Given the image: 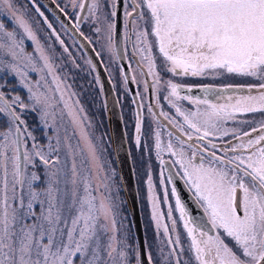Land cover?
<instances>
[{"label": "snow or ice", "instance_id": "1", "mask_svg": "<svg viewBox=\"0 0 264 264\" xmlns=\"http://www.w3.org/2000/svg\"><path fill=\"white\" fill-rule=\"evenodd\" d=\"M117 3L118 0H111L110 4L109 0H91V3L80 0L77 4V0H72L73 8L87 9L97 25L95 32L105 37L109 50L116 48ZM127 7L124 11L127 38L135 35L134 47L147 66L146 73L141 69L142 75L152 77L151 84L144 81L145 91L167 92L163 99L175 109V115L163 110L160 115L187 136L188 141L201 142L188 146L190 155L180 137L176 143L170 139L166 150L176 157L174 163L183 170L185 183L207 214L215 234L205 231L189 217L173 188L172 195L176 196V207L189 239L187 248L179 234L172 239L170 231L176 230V221L172 220L171 230L166 223L162 224V213L152 196L149 172L151 218L157 234L160 235L158 230L163 227L162 236L167 239H162L155 251L133 249L118 227V204L109 184H103L109 194H102L98 200L83 176V168L90 162L99 170L104 169L101 149L89 132L91 124L86 123L84 107L79 99H73L76 93L70 91L71 86L63 79L53 75L56 90L60 91L63 85L59 120L63 122L66 115L73 135L79 137L73 146L65 129L64 147L74 157L70 169L61 163L59 135L55 147L49 138L45 151L22 119L29 105L18 95L7 98L0 91V264H132L133 258L135 264H264V119L258 126L253 120L237 121L238 114L260 113L264 117V0H132L131 11ZM3 10L11 14L15 24L36 44L39 59L52 75L55 66L26 13L16 6L15 0H0V11ZM36 11L44 15L39 8ZM45 23L52 29L46 18ZM53 35L63 46L64 41L55 29ZM22 45L15 31H7L0 23V68L20 77L29 92V100L33 101L32 111L39 106L45 125L58 133L57 115L49 98L33 91L34 86L28 82L29 65L32 71L37 69L34 57L25 54ZM154 50L160 54L159 64ZM64 51L68 52L67 47ZM169 73L243 78L246 83L228 84L220 89L203 85L202 90L205 93L246 91L247 95H229L225 104L212 103L207 97L201 100L181 96L179 90L183 85L165 79L164 75ZM132 80L139 83L135 77ZM124 82L127 85V75ZM136 95L141 96L139 92ZM178 100H188L198 107L185 109ZM199 105H204L203 109ZM49 108L53 110L50 112ZM49 118L52 124L48 123ZM229 121L238 126L226 127ZM141 125L137 116L138 147ZM214 139L224 143L218 145ZM28 141H32L31 147ZM81 143L84 148H80ZM155 148L159 159L160 152L165 150L161 147L159 131L155 133ZM77 149L83 158L80 168L75 163ZM40 165L44 169L42 174L36 171ZM168 217L171 218V209Z\"/></svg>", "mask_w": 264, "mask_h": 264}, {"label": "rangeland", "instance_id": "2", "mask_svg": "<svg viewBox=\"0 0 264 264\" xmlns=\"http://www.w3.org/2000/svg\"><path fill=\"white\" fill-rule=\"evenodd\" d=\"M56 3H59L61 7L68 11L72 12L76 15L78 10V6L73 8L72 0H53ZM16 6L21 8L26 13V19L30 23L32 30L35 32L40 44L44 46L45 50L47 51L48 55L51 58L53 65L55 66V71L52 75H49L47 69L44 68L43 62L39 59L38 54L36 53V44L28 39L27 35L24 33L23 29L20 28L18 25L15 24L14 20L11 17V14L7 10L0 11V23L5 25V29L7 31H15L16 38L18 40L23 41V49L25 54H31L35 59V66L36 71L31 70V65L28 68V82H30L34 87L33 91H37L39 93H44L49 98V103L54 107L57 120L55 122L56 126L59 129L61 125H63V131L60 132V152L59 155L61 157V163L66 164L67 167L70 169L72 166V162L74 157L69 154L68 150L64 147L65 140L64 137L66 135L65 129H67V136L70 138L68 142H70L73 146L77 144L79 139L78 135H73V127L70 124L68 117L65 115L63 122L59 120V113L63 106L62 101L57 96L55 91V87L53 85V75L59 76L61 79L65 81L67 85H70V91L75 92L76 96L73 99H79L80 104L84 107L85 113L88 117V121L90 122L91 127L89 128V132L91 136L94 138L95 142L100 146L101 149V163L104 164V169L99 170L94 163H89L84 166L83 168V176L87 179L88 183L91 185V190L93 195L97 197L99 200L103 195H108V192H105L103 187L104 183L109 184L110 186V193L116 199L118 204V215H117V222L118 227H120L121 233L127 237V243L133 248L137 250L136 242L132 233L131 224L127 215V211L125 208L123 195L121 192V187L119 184V179L112 155L111 148L109 144L105 146L102 140V134L100 133L99 129L96 128L95 125H92L97 121L99 118L97 112V103L93 96L91 90L88 89V85L83 79V71L87 67L86 62L84 59L81 58L79 55L80 52L78 51V47L76 46V42L71 40L70 38H66L64 34H60L63 41L65 42L68 52H64V50L60 47V45L53 39L51 34L48 32L44 24L39 20L35 11L30 8L25 0H15ZM80 0H77V4H79ZM91 3V0H89ZM111 0H109V4ZM74 10V11H73ZM107 11V9H106ZM97 25H94L92 22V18L89 15L88 11L86 13L85 22L83 25V29L85 30V35L90 37L92 43L94 44L97 52L102 57L104 69L107 73L111 74L113 72L116 73L118 67V59L114 56V51L109 50V45L105 37L100 34L98 35L94 28ZM59 32V31H58ZM136 43V41H135ZM154 56L157 58V63H160V54L158 50H154ZM139 57V61L146 66V64L142 61L140 52H137ZM5 59H8L7 57ZM88 60V59H87ZM117 60V61H116ZM89 62V61H88ZM24 61H20V66L23 67ZM147 67V66H146ZM108 75V74H107ZM151 77V76H150ZM152 78V77H151ZM165 79H172L175 83H201V82H208V83H246L243 78L238 77H230L224 76L219 78L213 77H193L191 75L184 76V75H176L172 76L170 73L164 75ZM39 81V86H36V82ZM85 83V85H84ZM63 89V85H62ZM0 91L5 92L7 98H11L12 96H19L21 100L24 101L25 104L29 105V108L23 112L22 119L25 120L28 129L33 133L36 137V142L39 143L41 146L44 147L45 151L47 150V145L49 143V138H51V143L53 146H56V138H57V131H55L52 127H47L44 121L41 119L40 107L37 106L36 111H32L33 101L29 100V92L27 88H25L21 82L20 77L14 75L13 73L9 72L7 69L0 68ZM157 92V91H156ZM158 93V92H157ZM65 99H67V94H65ZM179 105L183 108L187 109L182 100L176 101ZM191 103V102H190ZM192 104V103H191ZM198 106L196 105V108ZM200 107V106H199ZM189 108V107H188ZM50 112L53 108L48 109ZM19 112V109H17ZM264 119L260 113L249 114L247 115H237V121L240 120H253L258 122ZM234 124L233 121H230ZM49 124H52L53 121L51 118L48 120ZM65 126V127H64ZM234 126H238L234 124ZM2 130V129H0ZM79 131L78 129L76 130ZM22 140L24 137L21 138ZM221 142H224L221 140ZM32 141H28V146L31 147ZM80 148H84L83 143L80 144ZM86 154V152H85ZM82 157L79 155V149H77V155L75 156V163L78 168L81 167ZM39 164V161H37ZM43 165H40L36 171L38 173H43ZM152 176V196L154 198V202L157 205L158 211L162 213V221L166 219V214L169 212V201H166V191L164 187L159 185V181L154 183V176ZM107 177L105 180L104 178ZM148 178V174H147ZM83 187V185H81ZM140 191L143 195V201L141 202L142 210L144 211V217L146 220V226L148 234L146 235L148 240L149 250L155 251L156 247L160 244V241L166 240V237L162 236L163 227H161L158 231L160 235L157 234L156 224L155 221L152 220V202L149 200V189L148 183L146 179V185L140 188ZM166 201V202H163ZM173 207V205H172ZM167 222V221H166ZM186 232V231H185ZM179 234L182 244L187 248L189 239L187 237V233ZM132 264H135L134 258L132 259Z\"/></svg>", "mask_w": 264, "mask_h": 264}, {"label": "flooded vegetation", "instance_id": "3", "mask_svg": "<svg viewBox=\"0 0 264 264\" xmlns=\"http://www.w3.org/2000/svg\"><path fill=\"white\" fill-rule=\"evenodd\" d=\"M27 5L32 8L39 20L44 24L48 32L51 34L53 39L60 45V47L64 50V47H67L65 42L62 46L59 41L56 39V35H53V29H55V33L59 35L60 39L62 37L59 33L64 34L66 38H70L71 40H74L70 34L64 29V27L46 10V8L39 3L38 0H25ZM89 2V0H88ZM132 0H123V7H122V20H121V27L119 30L120 33V40H121V50L123 53V65L118 63V69L116 73L114 74L111 72V74L107 73L108 78L112 84V88L119 106L120 114H121V120H122V126L124 130L125 135V141L129 153L130 162L132 165L133 170V177L134 182L137 190V196H138V202H139V209L141 214V221L143 226V233H144V240H145V247L146 252L149 249L148 246V240L146 235L148 234L147 226H146V220L144 217V211L142 210L141 202L143 201V195L140 191V188L146 185V179L147 174L150 172L154 176V183L156 181H159V185L161 187L165 188V191L167 193L166 201H169V207L171 209V218L168 217V213L166 214V219L162 221V224H167L171 230L172 226V220L176 221V230L170 231V235L172 239H175L176 235L178 233L183 234L186 229L184 228V221L180 217V211L176 207V196L172 195V189L175 188L173 183L174 176L178 177L181 184L183 185L186 193H188L190 199L193 201L189 202L188 198L185 199L184 196H180L179 193L176 190V194L179 196L182 204L185 206L189 213V217L194 219L205 231L212 232V234H215V230L212 228L211 224L209 223V218L207 214H205L203 208H201L198 203L196 202V198L192 191L189 190V186L185 183V179L182 175V169L180 168L179 164L174 163L176 160V157H173L169 154V152L166 150V145L171 139L173 143L177 142V137H180L183 141H185L184 147L186 152L190 155V144L199 145L201 144L198 140L188 141L187 136L182 135L180 132L177 131L176 128H174L171 124H169L168 120L164 118V116L160 115V112L163 110L164 112L169 113L170 116L175 115V109L171 107V105L168 104L166 100L163 99L164 95H167V92L159 91L158 93L156 91H153L149 89L148 91H145L143 84L144 81L147 80L149 84L152 83V78L150 76L142 75L141 69H143V72H147V67L139 61V57L137 55V48L134 47L136 45L135 41V35L131 34V39H128L127 36L129 33L124 28L125 23V17H124V11L125 7H127L128 11H131V5ZM55 4L60 8L61 5L59 3ZM39 8L40 12H43V16H40L39 13L36 11V9ZM74 11V10H73ZM63 12L65 15L69 18V20L75 25L78 24V30L79 32L87 39V41L90 43V45L93 47L94 51L97 53V49L95 48L94 44L92 43L90 37H87L85 35V30L83 29V25L85 22V17L87 13V9L84 13V16L81 21H77V16H80L81 10L78 8L76 15L72 12H68L63 9ZM45 18L47 19V22L52 24V29H49L47 26V23H45ZM77 28V27H76ZM59 31V32H58ZM75 42V41H74ZM76 46L78 47V51L80 52V56L87 64V67L83 71V79L88 85V89L92 91L93 96L97 103V112L99 115L98 120L94 122H91L92 125H95L96 128L99 129L100 133L102 134V140L107 146L109 144L110 146V139H109V132H108V125L106 120V114H105V106L103 102V94L100 87L99 82H97V76L93 68L91 67L90 63L88 62L85 54L82 52L79 45L76 43ZM68 49V48H67ZM114 56L116 57L115 50H113ZM65 52V51H64ZM102 65V57L98 55ZM117 59V57H116ZM104 67V65H103ZM125 75L128 77V83L125 85ZM135 77L136 81H139V83L133 82L132 78ZM183 85V87L179 90L181 96H190L192 98H200L201 100L209 99L212 103L217 104H225L228 101L229 95L236 96V95H247V92L243 93H237L234 90H229L228 92H213V93H205L202 89L203 85H211L215 89L223 88L225 85L232 84V85H238L241 83H208V82H201V83H178ZM54 89L57 93V96L61 100V92L63 91L62 85L60 91L56 90V84L53 83ZM85 85V83H84ZM188 87H191V91H188ZM139 92L141 96H137L136 93ZM159 97V106L157 105V98ZM137 101V103H133V101ZM182 103L184 104L187 109L188 107L192 110L196 109V105L191 104L188 100H182ZM149 105H151V111H149ZM201 109H203L204 105H199ZM247 116L249 114H246ZM137 116L140 117L142 121L141 125V145L138 147L136 145V131H135V124L137 120ZM178 120L182 121V118L177 117ZM234 124H232L230 121L226 124V127H233ZM65 127V126H64ZM63 125H61V128L59 129V132L57 135L60 137V132L63 131ZM159 131L160 132V138H161V147L162 149H165L160 152V158L157 159L156 156V148H155V133ZM62 133V132H61ZM169 133H172L171 137L169 136ZM207 141H204L203 143H206ZM214 142L219 144H223L224 142H221V140H215ZM147 145V147H145ZM111 148V146H110ZM161 160L164 161L163 164H161ZM176 189V188H175ZM163 201V202H166ZM196 205H194V204ZM173 205V207H172ZM194 207L195 209H199V211L205 216L206 220H204L203 217L192 214V211L190 208ZM197 207V208H196ZM195 211V210H193ZM167 221V222H166ZM206 223H209L211 226L204 228L203 226H206ZM210 228V229H209ZM186 233V232H185ZM167 239V238H166Z\"/></svg>", "mask_w": 264, "mask_h": 264}, {"label": "water", "instance_id": "4", "mask_svg": "<svg viewBox=\"0 0 264 264\" xmlns=\"http://www.w3.org/2000/svg\"><path fill=\"white\" fill-rule=\"evenodd\" d=\"M38 1L64 27V29L79 45L82 52L85 54L86 58L88 59L91 67L95 71L96 76L99 78V84L102 90L103 102L105 106V114L108 125L110 146L119 179V184L121 187V192L123 195L125 208L131 224V229L136 242L137 250L138 251L142 250L146 253L143 226L141 221L137 190L133 177L132 165L130 162L129 153L125 141L121 114L112 88V84L107 76V73L97 53L94 51L93 47L90 45L87 39H85V37L81 35L79 30L69 20V18L65 15V13L61 11V9L55 4L53 0H38ZM122 7H123V0H118L116 7L117 16L115 17L116 34L114 37V42L116 44L115 54L120 65H123V61H122L123 53L121 50V40L119 33L121 27V20H122V15H121ZM85 11L86 9L81 11V14L79 16L80 17L79 21L82 20ZM174 177L175 178H173V183L179 195L181 197L184 196L185 199L188 198L189 202H191L192 200L190 199L188 193H186L178 177L176 176ZM190 209L192 211V214H194L195 216L196 215L201 216L204 218V220H206L205 216L199 211L198 208L195 209L194 207H192ZM207 226L211 228L209 223H206V226L204 225L203 227L206 228ZM209 233L212 234V232L210 231Z\"/></svg>", "mask_w": 264, "mask_h": 264}]
</instances>
